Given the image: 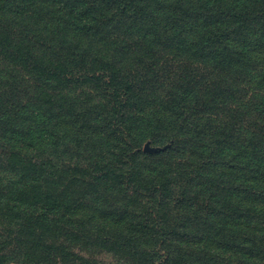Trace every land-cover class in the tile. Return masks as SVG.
Listing matches in <instances>:
<instances>
[{"label": "trees", "instance_id": "obj_1", "mask_svg": "<svg viewBox=\"0 0 264 264\" xmlns=\"http://www.w3.org/2000/svg\"><path fill=\"white\" fill-rule=\"evenodd\" d=\"M0 264H264V0H0Z\"/></svg>", "mask_w": 264, "mask_h": 264}, {"label": "water", "instance_id": "obj_2", "mask_svg": "<svg viewBox=\"0 0 264 264\" xmlns=\"http://www.w3.org/2000/svg\"><path fill=\"white\" fill-rule=\"evenodd\" d=\"M167 146H152L150 142H147L144 146V151L149 152V153H155V152H160L162 150H165Z\"/></svg>", "mask_w": 264, "mask_h": 264}]
</instances>
